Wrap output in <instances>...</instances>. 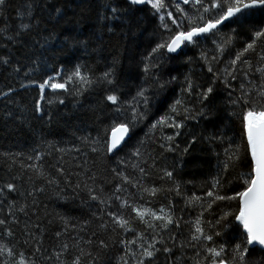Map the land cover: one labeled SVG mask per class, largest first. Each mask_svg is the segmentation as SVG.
<instances>
[{
    "label": "trees",
    "instance_id": "16d2710c",
    "mask_svg": "<svg viewBox=\"0 0 264 264\" xmlns=\"http://www.w3.org/2000/svg\"><path fill=\"white\" fill-rule=\"evenodd\" d=\"M209 2L203 0L205 5ZM28 3L33 5L30 16L26 14ZM165 3L164 11L173 12L185 29V15L203 13L201 5L193 11L180 5L184 9L180 13L174 7L177 2ZM112 8L119 11L113 13ZM203 15L207 20L217 12ZM21 21L31 23L32 28L15 37ZM261 28L264 11H250L225 22L214 33L195 38L194 44H186L176 54L164 49L150 56L168 33L149 5H130L128 0H5V5H0V57L9 63L0 61V220L5 221L0 224V245L12 249L13 256L0 252V264H18L21 253L26 264H73L77 257L80 264H124L125 260L136 264L139 245L154 237L158 241L155 247L161 251L149 264H209L207 248L219 249L221 245L226 246L224 255L231 262L233 246L246 238L235 216L229 218L227 229L204 225L206 234L221 231L220 237L191 241L194 222L203 209L187 200L193 194L204 197L213 178L224 185L222 194L243 190L239 183L229 181H235L241 171H250V156L224 171L230 146L246 145L237 115L242 101H232L242 93L255 98L264 88V60L260 58L264 40H258L255 49L236 65L229 62ZM146 64L155 67L146 73ZM77 65L95 83L80 94L74 90L79 85H69V92L46 87L37 112L39 84L58 71L66 75ZM208 67L213 72L209 73ZM109 71L113 84L103 79ZM56 79L63 82L61 77ZM188 80L193 84L191 92L185 91ZM209 86L214 91L201 102L199 94ZM142 88L149 97L145 119L136 122L119 150L109 155L103 145L110 126L113 122L131 123L127 102ZM109 94L119 96L121 111H116L121 105L106 100ZM176 99L183 101L179 115L173 114L174 120L183 124L180 134L176 136L177 130L169 127L150 130ZM139 111H145L142 102ZM166 136H175V140L169 142ZM169 147L173 151H168ZM137 149L139 155H135ZM165 171L172 172V178L165 176ZM9 183L15 191L5 187ZM118 185L121 190L116 191ZM144 187L162 191L152 196L142 191ZM88 189L105 203L92 200ZM125 200L159 215L170 214L179 227L173 223L161 229V222L153 221L157 225L153 231L133 219L130 227L134 231L125 232L107 214L135 217L131 207H121ZM225 211L238 213V201L218 202L214 215L205 212L202 219L214 222ZM141 233L143 238L138 236ZM133 240L136 242L128 243ZM164 247L171 252H163ZM247 255L256 264H264V250L259 246H250Z\"/></svg>",
    "mask_w": 264,
    "mask_h": 264
},
{
    "label": "snow or ice",
    "instance_id": "6c2138e0",
    "mask_svg": "<svg viewBox=\"0 0 264 264\" xmlns=\"http://www.w3.org/2000/svg\"><path fill=\"white\" fill-rule=\"evenodd\" d=\"M128 2L130 5H150L151 9H153L156 14H159L161 27L166 33H168V36L162 39L161 42L152 49V53L149 54L150 56L164 49H166L168 53H175L185 44V42L194 44L196 42L194 38L200 37L202 34L214 33V30H218V26L230 21L238 15H247L250 11L254 10L264 11V0H210L207 5L203 4V0H191L192 3L202 6L203 13H209L214 9L218 10V13L216 17L207 20H205L203 13L198 17H188L185 15V18L188 20V26L185 29L183 23L175 18L173 12L164 11L168 7L165 0H128ZM189 2L190 0H182V3L185 5ZM0 5H5V0H0ZM32 7L33 5L31 3L26 4V8L29 9L26 14L29 16L31 15L30 9ZM174 7L177 12L184 13V9L180 6V3H174ZM118 11L117 8H112L113 13ZM168 21H170V23ZM31 28V23L21 21L19 24V30L14 33V36H22L27 30H31ZM14 36H8L7 39L19 42L14 40ZM258 40H264V28H261L252 34L251 42L247 43L242 50L237 52L235 59H232L229 62L230 65H236L237 61H240L246 53L250 50H254ZM228 42L230 41H226V43ZM217 48L222 50L221 45H217ZM260 58L264 60V54H262ZM213 59H215V57ZM0 61L5 64L9 63V60L6 57H0ZM243 63L250 65V62L247 60H244ZM150 67H155V65L146 64L144 71L147 73L150 70ZM257 71H262V69H257ZM208 72H213L212 67H208ZM225 72H227V69H225ZM111 75V71L103 74V79L108 84L114 83V81L109 78ZM228 75H231V73H228ZM56 77H61L63 82L57 81ZM232 78L235 79V76ZM173 79H175V77H173ZM33 83H35V81H33ZM94 83L95 81H93L87 73L82 71L80 65H77L66 75H62V72L58 71L55 73V76H49L39 84L41 94L40 99L36 101V111H41L40 101L44 99L46 87H50L53 92H56L57 90L69 92L71 90L68 87L69 85H79L78 87H75L74 90L76 94H80L83 89L91 87ZM225 83H227V81H225ZM187 84L188 87L185 91L191 92L193 84L190 80L187 81ZM163 87L164 85L161 84L160 88ZM9 91H11V89H9ZM146 91V89H140L136 96L132 98V101L127 102L131 105V123L128 121L113 122L110 126V134L106 137L103 145V149L107 153H114V151L119 150L122 141H125V138L129 135L131 127L136 122L145 119L149 106V97L146 95ZM213 91L214 88L209 86L205 91L201 92L199 94L202 97L201 102L208 100ZM138 98L140 99L138 100ZM106 100L111 102L112 105H121V107H117L116 111L119 112L122 110V104L118 95L109 94L106 96ZM241 101V112L237 115L241 118L242 135L246 137V145L238 144L234 147L230 146L232 150L231 154L228 156V160L224 163V171L227 172L230 167L240 163L242 157L247 159L250 156V171H241L239 176L235 178V181H229V184L234 182L239 183L243 190L237 191L231 195L222 194L224 185L221 183L220 179L213 178L211 188L206 192L204 197L193 194V196L187 200L188 204H198L203 209V211L197 215L194 222V232H192L190 237L191 241H200L202 239L204 241H212L214 236L220 237L222 235L221 231H214L211 235L206 234L204 225L207 224L209 229H215L216 227L223 225V227L227 229L230 226L229 218L233 215L235 216V221L239 222L237 226H242L243 232L241 235L246 234L244 243H237L233 246L231 262H229L224 255L226 252L225 245H221L219 249L207 248L206 251L209 264H256L255 261L249 260L248 258L247 254L250 252V246H259L261 250H264V88L256 94L255 98L247 93H242L241 97L237 98V100H233L232 103L237 104ZM141 102L145 108L144 112L139 111V104ZM60 103H63V100H61ZM182 104L183 101L181 99H176L169 105L168 112L161 115L150 125V130H155L158 127L175 128L177 130L176 136H178L180 134L179 129L183 127V124L176 122L173 114L179 115L178 108ZM184 111L187 112L188 109H184ZM164 139L173 142L175 136H166ZM161 147H163V145H161ZM167 150L173 151L171 147ZM92 151L96 152L98 149L93 148ZM185 151H187V149H185ZM227 152L228 150H226V153ZM139 154V150L137 149L135 155ZM113 171H115V169H113ZM140 171L141 173H144L143 168H141ZM117 175L121 176L124 181L131 183L129 178L124 176L123 173L118 172ZM164 175L168 178H172L173 173L165 171ZM133 186L135 187L136 185ZM5 187H7L9 191H15V186L12 183L7 184ZM178 188L179 185H177V189ZM119 190L121 189L118 185L116 191ZM88 191L92 200H100L101 204L105 203L104 200L92 193V189H88ZM142 191L155 196L162 191V189L156 187H144L142 188ZM169 191H171V189H169ZM177 194H179V192H177ZM113 195H115V193H113ZM115 198L117 200L120 199L119 196H115ZM109 199H111V197H109ZM225 201H238V213L225 211L218 219H215L214 222L213 220L205 221L202 219L205 212H208L209 215H214L212 212L213 207L217 205L218 202ZM121 207H131L132 211L136 214L135 217L125 219L122 214L117 215L112 212H108L107 214L112 218V222L125 232L134 231V229L130 227L133 219L138 220L153 231L157 228V225L153 221H160L161 223L159 227L161 229H168L169 225L173 223H176V226L179 227V224L170 214L159 215L150 208H138L134 205H130L126 200L121 202ZM160 212L163 213L164 209L161 208ZM146 217H150V219H147ZM4 223L5 221L0 220V224ZM8 234L11 235V232ZM57 235H59V233H57ZM138 236L143 238L142 233L138 234ZM171 238L174 239L175 237ZM135 242L136 241L133 240L128 243ZM157 242V239L154 237L150 242L145 239V242L139 245L141 251L139 258L136 259V264H149V261L155 258L156 254L161 251L160 248L155 247ZM121 243L125 242L121 241ZM159 243L162 244L164 242L163 240H159ZM100 244L102 247H106L103 241H101ZM145 244L147 246H145ZM64 247L67 248V245ZM4 251L7 252L9 257L13 256L12 249H6L3 245H0V252ZM128 251H130V249ZM162 251L170 253L171 249L164 247ZM132 255L135 257L136 253L133 252ZM18 264H26L23 253L20 254ZM73 264H80V258L77 257ZM124 264H127L126 260L124 261ZM197 264H199V261H197Z\"/></svg>",
    "mask_w": 264,
    "mask_h": 264
},
{
    "label": "water",
    "instance_id": "95a60500",
    "mask_svg": "<svg viewBox=\"0 0 264 264\" xmlns=\"http://www.w3.org/2000/svg\"><path fill=\"white\" fill-rule=\"evenodd\" d=\"M181 1H182V0H181ZM182 48H183V45H182L181 48L178 49L175 53H178ZM109 134H110V133H109ZM128 136H129V135H128ZM126 138H127V137H126ZM126 138H125V139H126ZM123 142H124V141H122V144H123ZM122 144H121V145H122ZM119 148H120V147H119ZM114 152H115V151H114ZM109 154L111 155L112 153H109Z\"/></svg>",
    "mask_w": 264,
    "mask_h": 264
},
{
    "label": "rangeland",
    "instance_id": "374dc122",
    "mask_svg": "<svg viewBox=\"0 0 264 264\" xmlns=\"http://www.w3.org/2000/svg\"><path fill=\"white\" fill-rule=\"evenodd\" d=\"M150 6V5H149ZM215 10V9H214ZM218 13V10H215ZM109 154V153H108Z\"/></svg>",
    "mask_w": 264,
    "mask_h": 264
},
{
    "label": "flooded vegetation",
    "instance_id": "af4514ba",
    "mask_svg": "<svg viewBox=\"0 0 264 264\" xmlns=\"http://www.w3.org/2000/svg\"><path fill=\"white\" fill-rule=\"evenodd\" d=\"M190 7H192V6L190 5Z\"/></svg>",
    "mask_w": 264,
    "mask_h": 264
}]
</instances>
